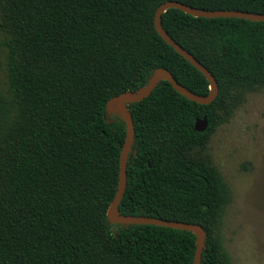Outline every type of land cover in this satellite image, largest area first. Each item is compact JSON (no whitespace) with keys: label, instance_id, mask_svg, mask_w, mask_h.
Masks as SVG:
<instances>
[{"label":"trees","instance_id":"trees-1","mask_svg":"<svg viewBox=\"0 0 264 264\" xmlns=\"http://www.w3.org/2000/svg\"><path fill=\"white\" fill-rule=\"evenodd\" d=\"M164 1L0 0V264H193V232L106 216L126 134L109 98L145 86L160 67L196 94L209 91L156 32ZM175 1L264 13V0ZM161 24L213 74L218 93L200 104L160 80L127 104L134 137L118 211L201 224L200 264H232L220 233L229 191L208 140L247 91L264 85V21L168 8ZM203 117L207 127L196 131Z\"/></svg>","mask_w":264,"mask_h":264},{"label":"rangeland","instance_id":"rangeland-1","mask_svg":"<svg viewBox=\"0 0 264 264\" xmlns=\"http://www.w3.org/2000/svg\"><path fill=\"white\" fill-rule=\"evenodd\" d=\"M0 33V86L6 59ZM215 167L228 186L222 244L232 264H264V85L247 91L208 140Z\"/></svg>","mask_w":264,"mask_h":264},{"label":"water","instance_id":"water-1","mask_svg":"<svg viewBox=\"0 0 264 264\" xmlns=\"http://www.w3.org/2000/svg\"><path fill=\"white\" fill-rule=\"evenodd\" d=\"M168 8H176L180 9L185 13H188L195 17H235V18H243L251 21H264V13H254L249 11L242 10H234V9H205V8H197L192 7L190 5L184 4L175 0H167L161 3L155 10L154 14V27L159 36L173 49L179 53L184 59L189 61L194 67H196L208 80L209 82V91L206 95H199L186 87L181 85L176 81L173 77L172 73L164 67L157 68L153 74L150 76L147 84L135 91H122L116 95H113L106 103V108L109 115L117 113L124 121L126 125V134L124 138V142L120 151L119 157V172H118V183L117 188L113 197V200L109 204L107 209V219L110 223H120V224H152L159 225L165 227H171L175 229H181L186 231L193 232L196 239V248L194 253L193 264H200L201 254L204 244V239L206 235V231L203 226L198 223H190V222H182L175 220H167L161 219L152 216L146 215H123L118 211V204L121 201L123 194L125 192L127 177H126V169H127V158L128 154L131 150V146L133 143L134 137V124L132 120L131 113L128 109V103L134 101H141L145 97H147L152 90L155 88L157 83L160 80L168 81L171 86L181 95L185 96L191 101L200 103V104H209L211 103L217 93H218V84L213 76V74L202 65L191 53L185 50L181 45L175 42L171 36L164 30L161 24V15ZM207 119L206 117L198 118L195 121L194 128L196 131L202 132L207 127ZM114 230V229H113Z\"/></svg>","mask_w":264,"mask_h":264}]
</instances>
